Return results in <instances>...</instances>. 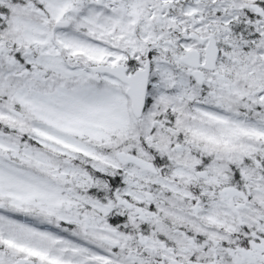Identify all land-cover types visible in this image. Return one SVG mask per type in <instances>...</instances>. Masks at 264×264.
Instances as JSON below:
<instances>
[{
    "label": "snow or ice",
    "instance_id": "6c2138e0",
    "mask_svg": "<svg viewBox=\"0 0 264 264\" xmlns=\"http://www.w3.org/2000/svg\"><path fill=\"white\" fill-rule=\"evenodd\" d=\"M0 264H264V0H0Z\"/></svg>",
    "mask_w": 264,
    "mask_h": 264
}]
</instances>
